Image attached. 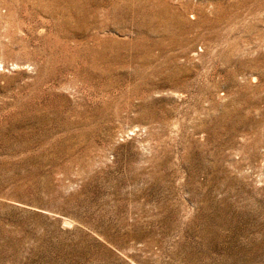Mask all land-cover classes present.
<instances>
[{
	"label": "rangeland",
	"instance_id": "1",
	"mask_svg": "<svg viewBox=\"0 0 264 264\" xmlns=\"http://www.w3.org/2000/svg\"><path fill=\"white\" fill-rule=\"evenodd\" d=\"M0 264H264V0H0Z\"/></svg>",
	"mask_w": 264,
	"mask_h": 264
}]
</instances>
